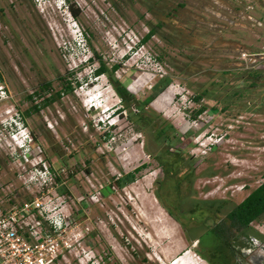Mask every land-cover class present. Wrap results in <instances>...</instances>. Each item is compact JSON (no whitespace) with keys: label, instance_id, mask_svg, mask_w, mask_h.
<instances>
[{"label":"rangeland","instance_id":"374dc122","mask_svg":"<svg viewBox=\"0 0 264 264\" xmlns=\"http://www.w3.org/2000/svg\"><path fill=\"white\" fill-rule=\"evenodd\" d=\"M97 59L117 65L126 103ZM0 88V220L33 199L66 215L61 264H208L184 199L237 203L264 179V0H0ZM164 144L187 172L161 170Z\"/></svg>","mask_w":264,"mask_h":264},{"label":"flooded vegetation","instance_id":"af4514ba","mask_svg":"<svg viewBox=\"0 0 264 264\" xmlns=\"http://www.w3.org/2000/svg\"><path fill=\"white\" fill-rule=\"evenodd\" d=\"M182 192L180 197L183 200L188 196L185 194L188 191L184 189ZM203 195L210 198L198 200L197 196L191 195L188 199H184L189 202L187 210L189 222L195 227L200 224L205 226V230L197 237L199 241L200 238L202 239L200 245L197 242V246L207 252L210 246L218 243L222 249L219 255L214 256L224 258L226 264H264V231L259 228L264 227V212L245 223L244 221L233 223L231 217H237V205L244 197L237 203H230L225 199L224 192L209 190L204 191ZM173 207L176 210V203ZM172 213L171 216L177 220L174 216L176 213ZM223 227H226L230 233L225 242L217 235L219 229ZM206 256L209 258L213 255L206 254Z\"/></svg>","mask_w":264,"mask_h":264},{"label":"built area","instance_id":"2783aa9c","mask_svg":"<svg viewBox=\"0 0 264 264\" xmlns=\"http://www.w3.org/2000/svg\"><path fill=\"white\" fill-rule=\"evenodd\" d=\"M2 92L0 88V98ZM209 113V110L208 113L207 110L201 111L197 114L198 121L192 125L198 128L200 122L207 121ZM191 122L194 123L193 120ZM217 141L215 140V143ZM46 179L50 181L51 175L48 174ZM42 204L43 202L37 199L28 200L23 202L18 210L10 211L0 220V264H61V261H64L65 257L60 253L55 234L66 224L67 216L61 212L47 214ZM29 211L32 219L26 224V233L19 234L12 225L18 216H23ZM43 225L48 231L51 230L54 236L46 231Z\"/></svg>","mask_w":264,"mask_h":264},{"label":"trees","instance_id":"16d2710c","mask_svg":"<svg viewBox=\"0 0 264 264\" xmlns=\"http://www.w3.org/2000/svg\"><path fill=\"white\" fill-rule=\"evenodd\" d=\"M152 34H153V28H149L148 32L144 35L141 41H144ZM97 62L99 63V65L96 68H94L93 74L94 75L104 74L108 78L109 83L111 87L113 88V90L115 91L116 95L120 98L121 101L126 103L127 100L132 97V95L127 90V88L124 85H122L112 75V72L116 69L117 65L112 64L110 66V69L108 70L99 59H97ZM39 86H40V89L42 90L43 89L42 87H44V84H40ZM35 94L38 95L37 92H35ZM28 97H31V95ZM202 109H203L202 106L199 107L196 110V113H199L200 111H202ZM148 112L149 111H147L145 108L140 107L139 110L136 113H134L135 121L142 122L145 125H147V127L154 130L157 124L155 122L147 121V115L149 114ZM170 130H172V126L166 122H163L162 126L156 131V133H157V136L160 137L162 141H168L169 138L173 137L169 134V132H171ZM168 144L162 145L155 155V158L158 160V163H160L161 170L165 173L171 170L172 172L173 171L182 172V173L187 172L189 170L187 167L190 166V162L187 161V164H185L186 162L183 161V158H181V156H177V154L174 155L170 153L174 155L175 157H178V163L181 160L180 162L181 166L180 165L177 166L176 169H172L173 167L167 166V162L165 161V159H163L164 156L162 155H169V152H167L168 146H169ZM141 167H144V166H139L138 168H135L134 171H138ZM154 196L160 201V194L158 193L157 190L154 192ZM237 207H238L237 217H233V216L231 217V221L233 223H235L236 221L238 222L244 221L245 223L249 221L250 219L257 218L264 212V179L248 192V194L238 203ZM218 233H219L217 234L218 237H220L223 240V242H225L228 239L229 231L227 230L226 227L219 229ZM196 241L199 242L198 244L200 245L202 242V239L200 238V241H199L198 238H196ZM213 248L214 246L212 247L210 246L208 249H213ZM197 254L199 257L205 260L208 264H210L206 254H204L201 249L197 250Z\"/></svg>","mask_w":264,"mask_h":264}]
</instances>
